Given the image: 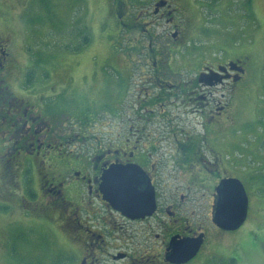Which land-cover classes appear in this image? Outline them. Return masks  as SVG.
Masks as SVG:
<instances>
[{
  "label": "flooded vegetation",
  "instance_id": "obj_1",
  "mask_svg": "<svg viewBox=\"0 0 264 264\" xmlns=\"http://www.w3.org/2000/svg\"><path fill=\"white\" fill-rule=\"evenodd\" d=\"M153 1V14L136 21L149 26L143 28L146 47L111 48L93 59L113 71L107 94L102 76H80L93 83L91 101L103 105L90 112L89 122L77 121L90 123V135L82 127L68 133L61 124L65 111L49 104L39 109L14 96L10 37L0 34V264H174L167 259L173 237L203 235L201 249L209 241L196 214L210 200L212 227L219 229L213 222L217 187L223 179H239L238 167L217 145L204 150L197 139L216 140L236 121L232 99L249 79L248 60L203 63L179 47H157V24L171 27L166 37L175 43L182 28L174 21V0ZM116 7L124 9L118 0ZM63 77L60 70L47 71L58 88H48L43 103L64 95L66 86L53 81ZM66 78L68 84L73 77ZM177 102L181 113L172 111ZM192 119L201 132L188 130ZM71 145L89 154L66 153ZM113 169L140 178L141 194L153 192V214L131 218L105 199L103 175Z\"/></svg>",
  "mask_w": 264,
  "mask_h": 264
},
{
  "label": "rangeland",
  "instance_id": "obj_2",
  "mask_svg": "<svg viewBox=\"0 0 264 264\" xmlns=\"http://www.w3.org/2000/svg\"><path fill=\"white\" fill-rule=\"evenodd\" d=\"M118 1L124 5L121 12H117L116 0H0V34L9 35L16 65L9 81L11 91L17 98L32 100L36 108L49 104L65 111L61 124L68 133L82 127L90 135V123L78 122H89L90 112L100 111L103 106L89 97L93 83H86L80 77L84 73L102 76L107 94V78L109 71H113L102 67L104 61L94 62L97 54L111 48L132 51L148 45L143 28L149 26L137 25L136 21L142 15L153 14L154 1ZM172 3L176 8L174 21L182 28L179 34L182 39L175 43L174 38L166 37L171 27L162 21L157 24L159 27L152 28L157 47H179L196 62L203 63L246 58L249 70L247 83L232 99L236 121L230 122L216 140L204 136L197 139L204 150L217 145L238 167L236 175L250 199L248 219L236 231L216 230L211 223L210 200L209 208L196 214L209 229V241L187 264H264V0H174ZM120 15L126 26L120 24ZM78 54L82 55L81 59L77 58ZM56 70L65 76L63 82L53 80L66 86L64 95L43 103L42 95L47 94V89L58 88L47 80V71ZM134 74L140 73L135 70ZM68 76L73 78L65 84ZM137 78L133 79L134 85L130 82L131 95H135ZM178 104L172 111L181 113ZM199 123L198 119H192L188 130L201 132ZM64 150L82 153L85 149L71 145ZM64 233L63 239L71 240Z\"/></svg>",
  "mask_w": 264,
  "mask_h": 264
},
{
  "label": "water",
  "instance_id": "obj_3",
  "mask_svg": "<svg viewBox=\"0 0 264 264\" xmlns=\"http://www.w3.org/2000/svg\"><path fill=\"white\" fill-rule=\"evenodd\" d=\"M139 186L140 178L127 177L122 170H108L103 175L102 190L105 199L131 218L151 215L155 210L153 192L148 196L141 194ZM217 194L213 222L223 231L240 229L248 219L250 206L245 185L237 178L223 179L217 187ZM203 243V235L183 240L173 237L167 259L174 264H186L198 255Z\"/></svg>",
  "mask_w": 264,
  "mask_h": 264
}]
</instances>
